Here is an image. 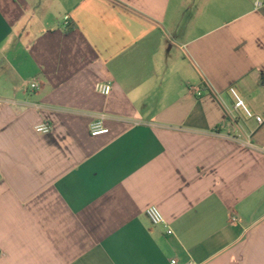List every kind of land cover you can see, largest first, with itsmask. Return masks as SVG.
Instances as JSON below:
<instances>
[{"label":"crops","instance_id":"1","mask_svg":"<svg viewBox=\"0 0 264 264\" xmlns=\"http://www.w3.org/2000/svg\"><path fill=\"white\" fill-rule=\"evenodd\" d=\"M231 86L264 118V3L0 0V264H264V122Z\"/></svg>","mask_w":264,"mask_h":264},{"label":"built area","instance_id":"2","mask_svg":"<svg viewBox=\"0 0 264 264\" xmlns=\"http://www.w3.org/2000/svg\"><path fill=\"white\" fill-rule=\"evenodd\" d=\"M249 1L252 2V4L256 9L260 8L264 3V0H249ZM68 19H69L68 16L64 17V22L62 25L64 29H68L69 27ZM29 88L31 90H36L38 88V82L36 79L30 81ZM96 91L101 95L107 96L111 91V85L109 83H98L96 85ZM188 91L195 97H200L203 94L201 87L197 85H188ZM228 93L233 100V109L236 112L241 113L246 119H253L258 125H261L264 122V118L262 116L256 115L250 110V108L246 105V103L244 102V100L242 99V97L240 96V94L238 93L235 87L233 86L229 87ZM2 103H4V101L0 100V104ZM106 120H107V116L103 113L95 115L89 126L90 135L98 136V135L107 134L109 129L105 126ZM50 130H51L50 126L46 123H40L35 127V132L40 134H48ZM243 143L245 146H252V144L248 140ZM145 214L148 220L152 224H165V218L156 206L147 207L145 210ZM236 220L237 219L235 216L229 217L230 223H235ZM172 264L174 263L172 262ZM186 264H193V263H186Z\"/></svg>","mask_w":264,"mask_h":264}]
</instances>
